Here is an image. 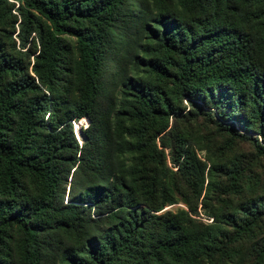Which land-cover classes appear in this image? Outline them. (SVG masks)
Returning <instances> with one entry per match:
<instances>
[{"label": "trees", "instance_id": "obj_1", "mask_svg": "<svg viewBox=\"0 0 264 264\" xmlns=\"http://www.w3.org/2000/svg\"><path fill=\"white\" fill-rule=\"evenodd\" d=\"M0 264H264V0H0Z\"/></svg>", "mask_w": 264, "mask_h": 264}, {"label": "rangeland", "instance_id": "obj_2", "mask_svg": "<svg viewBox=\"0 0 264 264\" xmlns=\"http://www.w3.org/2000/svg\"><path fill=\"white\" fill-rule=\"evenodd\" d=\"M46 118H47V115H46ZM88 120L87 119H84V120H81V121H78L76 122V124L74 125L75 127V133H76V136L79 138V139H82V135H81V127H86L88 125ZM176 206H179V205H176ZM176 206L174 208H176ZM207 221H212V219L210 220H207Z\"/></svg>", "mask_w": 264, "mask_h": 264}, {"label": "bare ground", "instance_id": "obj_3", "mask_svg": "<svg viewBox=\"0 0 264 264\" xmlns=\"http://www.w3.org/2000/svg\"><path fill=\"white\" fill-rule=\"evenodd\" d=\"M82 120H84V119H82Z\"/></svg>", "mask_w": 264, "mask_h": 264}]
</instances>
